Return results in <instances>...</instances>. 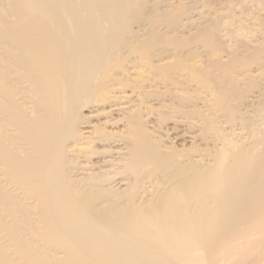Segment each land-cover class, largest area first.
Wrapping results in <instances>:
<instances>
[{"label":"bare ground","instance_id":"6f19581e","mask_svg":"<svg viewBox=\"0 0 264 264\" xmlns=\"http://www.w3.org/2000/svg\"><path fill=\"white\" fill-rule=\"evenodd\" d=\"M261 12L0 0V264H264Z\"/></svg>","mask_w":264,"mask_h":264},{"label":"rangeland","instance_id":"374dc122","mask_svg":"<svg viewBox=\"0 0 264 264\" xmlns=\"http://www.w3.org/2000/svg\"><path fill=\"white\" fill-rule=\"evenodd\" d=\"M175 1V0H173ZM263 13L261 12V15H260V19L264 21V15H262ZM252 20H249L248 22H250ZM261 36L258 35L257 40L260 39ZM260 41V40H259ZM259 41H253L252 43L253 44H256L257 42ZM225 58L224 57H221V60H224ZM197 60V58H194V59H191L190 61H188L189 63L193 62ZM264 66V65H263ZM264 70V67L261 66V68H259V65H255V64H251L250 66H243L241 71L239 73H241L239 75V78H244L242 79L241 81H249L250 79L252 80H260L262 77H264V75H262L261 71ZM133 76V75H132ZM260 81H263V80H260ZM261 127V130L263 129L264 131V125L262 127V124L259 126ZM240 130L238 128L235 127V133L236 134H239ZM246 139H244L243 141H245Z\"/></svg>","mask_w":264,"mask_h":264}]
</instances>
